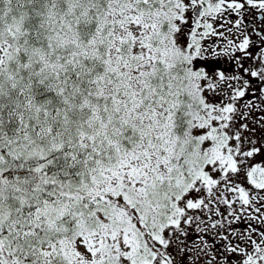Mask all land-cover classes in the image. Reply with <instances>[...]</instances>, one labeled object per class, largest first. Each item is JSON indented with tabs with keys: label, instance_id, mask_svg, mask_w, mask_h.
I'll return each instance as SVG.
<instances>
[{
	"label": "snow or ice",
	"instance_id": "6c2138e0",
	"mask_svg": "<svg viewBox=\"0 0 264 264\" xmlns=\"http://www.w3.org/2000/svg\"><path fill=\"white\" fill-rule=\"evenodd\" d=\"M0 264H264V0H0Z\"/></svg>",
	"mask_w": 264,
	"mask_h": 264
}]
</instances>
